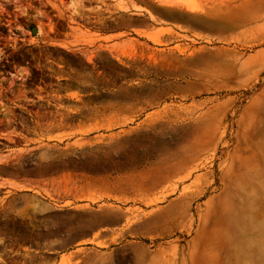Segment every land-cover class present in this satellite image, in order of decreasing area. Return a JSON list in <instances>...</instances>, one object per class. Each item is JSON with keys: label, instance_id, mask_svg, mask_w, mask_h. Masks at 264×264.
Segmentation results:
<instances>
[{"label": "rangeland", "instance_id": "rangeland-1", "mask_svg": "<svg viewBox=\"0 0 264 264\" xmlns=\"http://www.w3.org/2000/svg\"><path fill=\"white\" fill-rule=\"evenodd\" d=\"M0 264H264V0H0Z\"/></svg>", "mask_w": 264, "mask_h": 264}, {"label": "water", "instance_id": "water-1", "mask_svg": "<svg viewBox=\"0 0 264 264\" xmlns=\"http://www.w3.org/2000/svg\"><path fill=\"white\" fill-rule=\"evenodd\" d=\"M36 31H37V30H36L35 28H33L31 32H32V34H35Z\"/></svg>", "mask_w": 264, "mask_h": 264}, {"label": "bare ground", "instance_id": "bare-ground-1", "mask_svg": "<svg viewBox=\"0 0 264 264\" xmlns=\"http://www.w3.org/2000/svg\"><path fill=\"white\" fill-rule=\"evenodd\" d=\"M203 193V192H202Z\"/></svg>", "mask_w": 264, "mask_h": 264}]
</instances>
